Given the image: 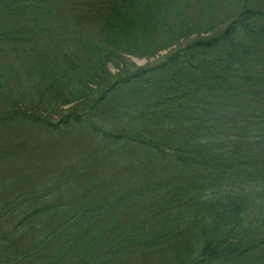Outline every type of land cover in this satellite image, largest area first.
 I'll return each instance as SVG.
<instances>
[{
  "label": "trees",
  "instance_id": "trees-1",
  "mask_svg": "<svg viewBox=\"0 0 264 264\" xmlns=\"http://www.w3.org/2000/svg\"><path fill=\"white\" fill-rule=\"evenodd\" d=\"M0 252L264 264V0H0Z\"/></svg>",
  "mask_w": 264,
  "mask_h": 264
},
{
  "label": "rangeland",
  "instance_id": "rangeland-1",
  "mask_svg": "<svg viewBox=\"0 0 264 264\" xmlns=\"http://www.w3.org/2000/svg\"><path fill=\"white\" fill-rule=\"evenodd\" d=\"M163 55L164 54H162L156 58L150 59V60L131 58V59H128V62L134 67L143 68V67L153 65L154 62H156L159 59V57L161 58V56H163ZM2 256L3 255L0 252V264H8L7 261L4 259V257H2ZM9 264H11V263H9Z\"/></svg>",
  "mask_w": 264,
  "mask_h": 264
}]
</instances>
